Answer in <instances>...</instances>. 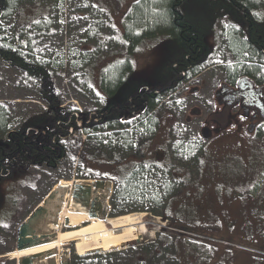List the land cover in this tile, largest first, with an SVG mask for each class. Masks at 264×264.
<instances>
[{
    "label": "rangeland",
    "instance_id": "obj_1",
    "mask_svg": "<svg viewBox=\"0 0 264 264\" xmlns=\"http://www.w3.org/2000/svg\"><path fill=\"white\" fill-rule=\"evenodd\" d=\"M136 1L51 0L54 9L44 28L39 30L42 25L38 24L26 28L31 39V43H27L31 47L30 56L36 61H48L46 58H49L60 64L64 56L69 59L65 68H70L66 76H61V70L55 68L51 76L39 78L0 58V102L10 113V123L15 130L21 129L28 114L48 108L43 94L52 95L47 89L52 81L61 89L58 94L61 106L81 115L92 113L108 103L115 104L116 111L119 108L116 105H128L130 96L134 98L137 89L142 94L145 87L161 89L171 82L175 75L174 60L181 53V47L174 38L160 35L144 41L133 54L134 71L122 86L117 87L111 79L105 83L106 87L102 85V70L127 57L119 31H124L127 12ZM259 1L263 4L264 0ZM212 7L211 0H190L186 5L192 17L199 21L204 18L212 27L206 34L210 53L197 76L183 82L180 89L166 98L167 93L163 96L165 100L154 115L156 131L144 133L139 126L131 127L129 131L127 128L117 130L123 139L124 150H127L124 158H118L124 160V167L120 170L123 175L120 176L116 164L109 159L90 172L87 168L91 164L89 153L99 141L94 135L88 138L80 130L77 136L64 141L67 148L64 161L54 168L46 164L28 167L21 184L7 186L20 194L14 217L0 224V264H19L7 254L17 250L19 228L29 221V214L40 202L46 210L31 221L30 227L42 237L45 233L50 235L48 225L60 222L63 211L71 207L70 198L64 200L67 194L82 203L81 195H74V184H93L96 179L106 181V185L94 189L93 194H103L109 218L131 214L143 223L147 232L119 248L85 255L116 251L124 258L141 247L148 249L142 245H161L158 234L165 230L171 235L189 234L207 242L203 244L206 249L199 253L183 241L177 243V249L175 245L171 246L168 254L176 256L180 264H264V125L247 134L235 126L223 134H215L211 129L215 126L211 121L215 112L223 109L222 95H218V91L227 82L228 75L242 65L237 62L248 61L251 56L244 51L248 49L247 45L238 38V26L231 17L220 12L215 19L211 16ZM18 14L10 20L2 19L12 33L20 26ZM241 39L246 41L242 35ZM87 60L90 64L95 63L91 67L90 79L82 67ZM139 83H143L140 88ZM114 87L115 90H110ZM136 103L137 107L133 109L123 107L121 115L124 120L142 111L138 107L145 103V98L137 99ZM222 121L227 122L226 116ZM113 133L105 134L108 137L101 142L104 149L110 140H115ZM8 136L0 134L1 141ZM188 165L192 169L183 168ZM136 168L147 170L146 177L139 182L138 192L148 191L149 194L145 197L128 196L124 192L116 195L121 185L117 179ZM61 180L73 184L58 197L56 185ZM108 181H111L110 185ZM6 185L2 187L3 195ZM168 195H173L164 210L168 215L164 217L153 212L154 209L161 212L162 204L156 201L157 197L160 196L164 203ZM192 241L198 244L197 240ZM165 248L167 252V245ZM78 255L74 245H65L53 255H43L40 259L50 260L48 264H54L55 260L58 264H71ZM33 260L34 264H41L39 258ZM169 262L175 264L172 257Z\"/></svg>",
    "mask_w": 264,
    "mask_h": 264
},
{
    "label": "trees",
    "instance_id": "obj_2",
    "mask_svg": "<svg viewBox=\"0 0 264 264\" xmlns=\"http://www.w3.org/2000/svg\"><path fill=\"white\" fill-rule=\"evenodd\" d=\"M189 1L137 0L134 2L127 12L124 21L125 30L122 34L128 58L107 65L102 70V85L104 87H106L105 83L110 79L117 87L122 86L134 71V65L130 57L135 54L144 41L164 35L174 38L179 44L181 53L174 61L173 71L175 75L169 85L162 90H155L150 93H147L148 90H144L141 94L146 98L147 108L145 113L142 114L143 120L138 118L131 121V124L139 126L138 129L144 133H151L156 130L157 121L153 115L150 116V112L154 111L164 101L163 96L166 93L170 94L178 90L183 82L197 76L202 71L199 70L200 67L208 61L210 47L206 40V34L212 27H210V24L208 25L204 18H200L206 26L208 25V28L204 27L201 21L187 12L186 5ZM199 1L207 2L209 0ZM211 1L213 3V14L211 16L217 17V13L220 12L226 15L231 13V19L238 26V38L251 50L250 52L248 49H244L251 56L248 61H256L258 63L254 66L251 65L248 70L245 69V66L240 65L238 71L234 72L248 75H257L259 73L261 80L258 83H264V26H258L252 22L258 20L257 15H255L256 12L264 11V1L263 4H260L259 0ZM53 9L54 5L51 0H0V58L34 77L51 76V72L55 68L61 70V76H66L70 68V66L67 69L65 68L67 65L65 62L69 60L68 58L65 59L62 56L61 64L49 60V58H46L48 61H36L30 56L31 47L29 48L30 44H27L31 43V39L29 35L27 36L26 28L38 24L42 25L38 29H43ZM16 13H19L17 21H19L18 25L20 26L15 28L12 33L11 28L4 26L2 19L10 20ZM240 34L248 38L247 40L245 39L246 43L241 39ZM259 34H261L260 39L258 38ZM93 64H90L88 60L82 64L88 79H90L89 76ZM52 83H49L47 88L52 91V95L43 94L48 108L45 111L39 110L28 114L19 130H15L14 126H12L10 113L6 110L3 103L0 102V134L9 135L4 141H1L2 137H0V224L10 221L14 217L19 204L17 196L20 193H15L14 189L7 186L11 183L21 184L25 179L24 170L28 167L46 164L54 168L64 161L67 152L64 141L80 131L81 128L88 138L94 135L99 141L94 145L95 149L89 153L88 161L91 164L87 168L90 172L91 170H96L97 165L107 163L109 159L113 165L116 164L120 176L123 175L120 170L121 167H124L122 164L124 160H121V162L118 158H124L127 150H124L123 139L117 133V130L122 129L125 125V122L121 119V114L104 115L102 107V109L95 111L89 123L81 127L76 121L75 112L73 110L68 111L61 106L62 104L58 98L61 89ZM142 85L143 83H139L138 88ZM110 90H115V87ZM147 100L149 101L148 104ZM111 106L108 110H110ZM96 117L99 118L97 122ZM71 130L73 131L72 133ZM110 133L115 135V140H110L109 142L111 143H108L107 148L104 149L105 146H102L101 142L103 138L106 139L108 137L105 134ZM110 149L111 151H109ZM144 173H147V170L136 168L133 171L131 169L130 174L117 179L121 185L117 189L116 195L124 192L128 196H147L149 194L148 191L138 192L141 185L139 182L144 180L142 177H146ZM4 184H7L5 195L2 193ZM172 197L173 195H168L166 202L162 203L163 201L161 202L160 196H158L156 201L162 204L161 207L163 209L161 208L159 213L156 209L153 212L164 217L168 215L164 210H166V205L170 203ZM166 218L170 219L168 216ZM186 231L194 234L198 233L191 230ZM193 237V235L189 234L171 235L163 230L158 234V240L161 245H142L148 249L140 246L141 250L134 251L133 254H129L124 258H121L120 252L116 251L107 254L75 256L71 264H170V257L175 261V264H180L176 256L168 254L171 246L175 245L177 249V243L180 244L183 241V244H188L190 249L196 250L198 253L206 249L203 246V244L207 243L206 241L194 239ZM192 240H197L198 244H194ZM166 245L168 247L167 252L165 250ZM142 250H146V252Z\"/></svg>",
    "mask_w": 264,
    "mask_h": 264
},
{
    "label": "bare ground",
    "instance_id": "obj_3",
    "mask_svg": "<svg viewBox=\"0 0 264 264\" xmlns=\"http://www.w3.org/2000/svg\"><path fill=\"white\" fill-rule=\"evenodd\" d=\"M70 185V181L61 180L60 183L56 185L58 197L63 193L65 194L66 187ZM68 198H70L71 207L69 206L70 208L68 210L65 212L63 211L62 220L57 224L51 223L47 227V231L52 237L51 239L42 240L43 242L40 241V243L38 242L37 244L21 250L17 249L7 254V256L16 261L23 257H35L39 258L41 264H48L50 260L40 259V256L46 255L49 251H57L65 245H74L76 253L79 255L97 250L105 252L114 248H119L132 240L138 239L140 235L147 232L143 223L137 221V218L131 216V214H128L129 216L127 215L108 220L104 218H92L89 216L88 209L84 204L71 199V196L68 194L65 196L64 200ZM55 262L58 264L57 260L54 261V264Z\"/></svg>",
    "mask_w": 264,
    "mask_h": 264
},
{
    "label": "flooded vegetation",
    "instance_id": "obj_4",
    "mask_svg": "<svg viewBox=\"0 0 264 264\" xmlns=\"http://www.w3.org/2000/svg\"><path fill=\"white\" fill-rule=\"evenodd\" d=\"M227 15L228 17H231V13H228ZM255 15H257L256 17L258 18V20L252 22L257 24L258 26H264V11L256 12ZM244 37L246 40L248 39L245 35ZM260 37L261 34L258 35L259 39ZM248 50L251 52L250 49ZM252 62L253 66L258 64L256 61ZM238 63H242V66L251 65V62L249 61H242ZM258 82L259 80L258 78H256L255 74L239 75L233 72L232 74L228 75L227 82L224 83V86H222V88L218 91V95H222L223 109L216 111L215 117L211 120L213 124H215V126L211 128L215 131V134H223L225 133V130L230 129L232 126H235L236 129H239L241 127L242 132H246V134L247 132L253 133L255 130H259L262 125H264V84ZM116 106L120 109H123V107H125V109H133L137 107V103L136 101H134V99L131 100L130 98V102L127 106ZM132 111L133 110L127 112ZM94 113L81 115L79 112H75V117L78 125L83 126L89 123V121L93 118ZM104 114H109V112L105 111ZM225 116L227 118V122L222 121V118ZM95 119L97 122L99 118L96 117ZM240 123H242L243 125L239 126ZM220 134H218L216 137H218ZM90 207L93 208L92 203L90 204ZM94 208H97L96 205ZM99 213L102 217L110 216V212L107 213V210L104 207ZM106 213L107 216H105ZM48 239L49 237L46 238V240Z\"/></svg>",
    "mask_w": 264,
    "mask_h": 264
},
{
    "label": "water",
    "instance_id": "obj_5",
    "mask_svg": "<svg viewBox=\"0 0 264 264\" xmlns=\"http://www.w3.org/2000/svg\"><path fill=\"white\" fill-rule=\"evenodd\" d=\"M102 182L101 181H96L95 187L96 188H100L102 186ZM79 191H82L85 193V198H81L82 203L89 208V198L92 195V191H93V186L90 184H77L76 185V189L74 191V195L76 196L78 194ZM98 197H96V200L98 201ZM93 208L88 210V214L90 217L92 218H99V215L96 213L97 210L100 209L101 205L100 204H96L95 201L92 202ZM95 205H97V208L95 209ZM46 208L43 207L42 205L38 206L30 215H29V221L26 223L21 224L20 228H19V233H18V240H17V249L21 250L24 248H27L29 246H32L34 244H37L38 242L40 243L43 242L42 240L45 239L48 235H42V237L38 236L36 233H34L31 230L30 227V223L33 219H35L39 214L43 213V211H45ZM95 210V211H94ZM53 251H49L46 254L48 255H53ZM38 257V256H37ZM33 258L35 259V257H23L21 259H19V264H33ZM67 264V263H66Z\"/></svg>",
    "mask_w": 264,
    "mask_h": 264
}]
</instances>
